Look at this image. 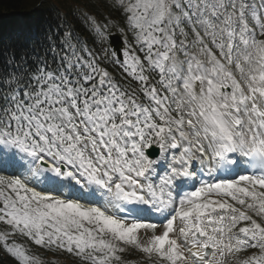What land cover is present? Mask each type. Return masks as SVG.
I'll list each match as a JSON object with an SVG mask.
<instances>
[{
  "label": "snow or ice",
  "instance_id": "snow-or-ice-1",
  "mask_svg": "<svg viewBox=\"0 0 264 264\" xmlns=\"http://www.w3.org/2000/svg\"><path fill=\"white\" fill-rule=\"evenodd\" d=\"M68 6L0 39L3 249L264 264V0Z\"/></svg>",
  "mask_w": 264,
  "mask_h": 264
},
{
  "label": "trees",
  "instance_id": "trees-1",
  "mask_svg": "<svg viewBox=\"0 0 264 264\" xmlns=\"http://www.w3.org/2000/svg\"><path fill=\"white\" fill-rule=\"evenodd\" d=\"M99 3L100 0H80L78 5L74 4L73 0H67V3H62L61 0H0V39L6 40L19 31L16 30L19 26V19L24 22V29L44 19L51 20L53 24L60 23L58 16H63L65 13L69 14V20L72 23H76L68 6L69 4L73 8L88 11L91 10L93 4ZM85 5H88V7L86 8ZM57 8L59 13L56 11ZM98 11L106 12V9L100 6ZM33 253L38 255L40 259H50L49 262L53 264H71L67 254L37 250L35 246L33 247ZM0 264H17L15 259L3 249L2 245H0Z\"/></svg>",
  "mask_w": 264,
  "mask_h": 264
}]
</instances>
